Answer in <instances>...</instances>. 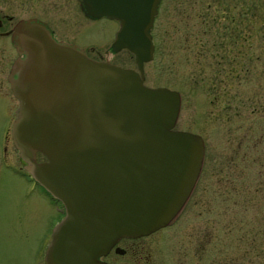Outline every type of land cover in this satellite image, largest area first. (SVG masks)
Wrapping results in <instances>:
<instances>
[{"label":"water","instance_id":"obj_1","mask_svg":"<svg viewBox=\"0 0 264 264\" xmlns=\"http://www.w3.org/2000/svg\"><path fill=\"white\" fill-rule=\"evenodd\" d=\"M159 2L81 0L86 15L118 21L111 48L130 51L136 69L57 41L36 20L15 29L13 142L26 171L64 208L48 264H99L118 239L166 226L198 178L204 140L174 128L180 93L143 81Z\"/></svg>","mask_w":264,"mask_h":264},{"label":"rangeland","instance_id":"obj_2","mask_svg":"<svg viewBox=\"0 0 264 264\" xmlns=\"http://www.w3.org/2000/svg\"><path fill=\"white\" fill-rule=\"evenodd\" d=\"M233 2L165 0L151 30L156 48L144 65L143 81L177 90L181 103L174 128L198 133L204 140V157L211 167L206 170L211 264H264V0H242L239 28L244 36L255 31L250 51L256 60L245 59L250 55L246 43L225 47L220 44L223 37L213 36L222 49L211 50L206 42L209 29L235 26V21L222 19V10L228 11ZM251 4L257 7V19H251ZM83 21L82 45H93L116 65L137 68L130 51L106 52L117 20ZM15 109L11 96L0 95V118L14 116ZM4 121L9 128L11 120ZM43 159L39 154L38 160ZM58 221L56 205L47 195L37 187L27 194L20 178L2 171L0 233L14 239L19 256L28 259L37 233Z\"/></svg>","mask_w":264,"mask_h":264},{"label":"flooded vegetation","instance_id":"obj_3","mask_svg":"<svg viewBox=\"0 0 264 264\" xmlns=\"http://www.w3.org/2000/svg\"><path fill=\"white\" fill-rule=\"evenodd\" d=\"M164 2L165 0H160L158 3L154 23L161 13V6ZM254 6L251 4V19L258 18L257 7ZM228 8H226L228 11L222 10V19L229 18V21H235V26L231 28L226 26L221 31L214 29L216 30L214 32L209 29L206 39L208 46L212 45V50L216 47L222 49V47L217 46L220 44L227 47V43L232 42L238 47L240 42L239 47H241L243 43H246L250 55L245 59L256 60L257 57L252 54L253 50L250 51V48L255 46V31L244 36L239 28L243 15L242 0H234L233 5ZM245 13L247 14V11ZM92 19L95 18L86 15L83 11L81 0H0V95L11 96L16 105L14 116L0 118V175L2 171H7L13 177L20 178L27 194H30L37 187L39 194L47 195L55 203L59 213V221L64 216V208L58 201L52 199L26 171L24 162L13 142L12 125L19 107L18 100L13 95L10 86L11 69L19 57L14 32L20 21L36 20L42 23L57 41L74 44L96 60H108L93 45H82L79 42L80 31L84 28L83 20ZM213 36L223 37V42L219 40L221 43L216 44L217 41L212 40ZM152 41L156 48L153 36ZM109 50H112L111 44L106 52ZM235 53L241 55L238 49ZM238 58L241 57L238 56ZM230 61H233L232 57ZM6 119L11 120L9 128L4 124ZM4 127L7 129L2 142L1 133ZM210 168L209 163L203 157L202 166L193 189L170 223L145 236L118 239L106 254L99 257V264H211L210 176L206 172ZM56 224L52 226L54 227ZM53 227L43 228L37 233L28 259H24L15 252L16 243L14 239L6 238L7 234L4 232L0 233V264H48L46 251L51 241Z\"/></svg>","mask_w":264,"mask_h":264}]
</instances>
